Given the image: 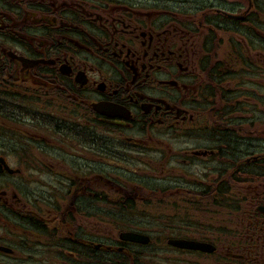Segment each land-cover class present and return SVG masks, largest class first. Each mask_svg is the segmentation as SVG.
<instances>
[{
    "label": "flooded vegetation",
    "instance_id": "obj_1",
    "mask_svg": "<svg viewBox=\"0 0 264 264\" xmlns=\"http://www.w3.org/2000/svg\"><path fill=\"white\" fill-rule=\"evenodd\" d=\"M245 85L249 94L239 92ZM93 102L118 104L129 116L98 114ZM177 110L185 115V178L192 161L212 160L214 166L207 181L185 179V194L241 202L234 212L241 210L245 224H239L242 234L236 231L219 241L213 236L214 251L194 252L198 256L187 264H264V213L259 210L264 208V0H0V123L23 115V137L41 144L38 161L23 160V169L51 165L55 152L44 145L66 148L63 135L107 151V142L112 150L124 139L137 147L135 141H143L138 118L142 128L161 125L175 121ZM121 113L127 111L121 108ZM209 118L213 129L202 146L199 122ZM102 124L115 137L107 141ZM143 130L147 135L152 128ZM2 149L3 154L11 151ZM202 151L212 152L202 156ZM66 184L71 205L81 192L90 196L91 184L82 179ZM13 192L0 185V227L9 230L7 209L21 205V237L0 246L19 248V257L0 252L3 264H21L18 258L28 245H41L47 264H139L133 245L97 233L58 241L56 224L43 219V206ZM23 207L36 217L30 218L36 240L29 242H23ZM5 210L9 213L3 218ZM58 245L70 246L63 255Z\"/></svg>",
    "mask_w": 264,
    "mask_h": 264
},
{
    "label": "rangeland",
    "instance_id": "obj_2",
    "mask_svg": "<svg viewBox=\"0 0 264 264\" xmlns=\"http://www.w3.org/2000/svg\"><path fill=\"white\" fill-rule=\"evenodd\" d=\"M198 41V40H197ZM196 47H198V43L196 42ZM222 50L226 49V43L221 46ZM250 55L249 53H246ZM247 88H250V86H241L239 88V92L249 94L247 91ZM225 103H228L229 101L227 99H224ZM214 103L210 102L209 106H213ZM197 108V106H196ZM195 108V109H196ZM213 111V110H211ZM197 114L201 115V117H204L208 113H205V110H199L196 112ZM17 124H20L19 122H16ZM260 124L264 125L260 122ZM23 125V124H22ZM212 126V123L210 124ZM209 126V127H210ZM210 129V128H209ZM1 133V132H0ZM5 134L4 136H0V143L2 150H5L8 148V143H15L18 145L17 142H23V139L15 138L18 137L19 134H13V133H1ZM210 133L206 132L204 133V136L201 138V145L206 146V141L209 138ZM155 143H158V141L155 140ZM161 146L164 147L163 143ZM0 148V149H1ZM87 155H83L85 159H91L92 156H90L87 152H85ZM153 153V152H152ZM167 153L169 154L168 150ZM3 154L0 152V155ZM158 154H151V157L148 155V159H152L149 164L152 166L153 170L148 171L144 167V165H141V168L139 172H136L134 174V178H137L140 181V187L139 191L141 193H148L149 188L153 191H150L148 194L149 198H153L152 201L146 200L145 202H138L136 207L134 209H129L127 212L123 211V214L118 215V217L115 216L116 221L120 224H127L128 226L134 225L135 229L141 230L142 232H145L146 234H149L152 237L153 243L150 244L147 247L140 248V257L143 259V262L148 264H187V261L189 258L193 257L194 255H191L189 253L185 254L184 251H177L175 249L170 248L169 246L165 245L164 241L168 237L173 236L174 234H179L180 232H183L187 235H196V237H199L201 232L206 235L207 237H211L212 235L215 236V233H219L222 239H226L227 236L230 235V233H233L234 231H239V234L243 233V231L240 228L241 226H245V224H242V221L244 219L242 212H239L241 210H238L237 212H230L227 217H219V215L214 214V220L212 218L208 217L209 213L208 211H202L196 207L195 205H185V203H180L179 200L175 201L173 204H167L165 201L163 202L160 198V191L155 190L156 185L160 184L158 183V178H165L167 173L174 174L173 172H168L164 170L165 165H174V159L179 158L176 161V164L174 167H177L179 165H183L182 161L180 160L182 156H184V151H181L180 153H176L175 156H172V160L170 162L165 163L163 160L167 154L159 153ZM21 157V159L18 162L23 163V154L17 155L14 154L13 157L18 158ZM165 156V157H164ZM146 159L145 161H147ZM19 164V163H18ZM134 171L135 165H129ZM26 170V169H25ZM212 165L210 164V160H205L203 162H200V160L192 161V164L187 168V181L188 182H197V178L203 179L202 181H207L212 177ZM179 175H175L176 177H179ZM44 176L42 174H38L37 178L34 180V182H37L40 187H45L43 183L40 182V180H44ZM120 176V174H119ZM149 176H152V178H149ZM4 177V175H2ZM23 177V173L21 175ZM21 177H15L16 181H21L24 186L27 187V182L22 180ZM124 178L127 176L123 175ZM148 178L151 181V184L148 183ZM50 179L52 177L50 176ZM182 182H185L184 179H180ZM132 183H134V180L131 179ZM154 181V182H153ZM157 181V182H156ZM5 186H12V183L10 181L3 182ZM16 186V185H15ZM37 188V187H35ZM15 192L20 196L23 197V188L16 186V188L13 187ZM146 197V198H148ZM148 198V199H149ZM184 206V208H183ZM212 209L214 207L212 206ZM49 211L48 207L45 208L44 214ZM87 224V223H86ZM201 226V227H199ZM204 227V228H202ZM230 231H228L227 230ZM25 232L30 233L31 230L28 227L24 228ZM210 230V234L208 231ZM216 231V232H215ZM199 232V233H198ZM221 232H223L221 234ZM238 233V232H237ZM19 235V234H15ZM202 235V234H201ZM30 237V235H29ZM3 240L6 243L10 242H18L19 237L12 236L7 234V237H4ZM218 240V239H217ZM2 242L0 241V244ZM41 245H37L34 249H23V259H19L18 261L21 264H47L48 262L44 261L41 258ZM198 255H195V258ZM13 260H15L13 258ZM23 260V262H22ZM4 260L0 257V264H3ZM7 263V262H5ZM9 264H13L12 261ZM50 264V263H49Z\"/></svg>",
    "mask_w": 264,
    "mask_h": 264
},
{
    "label": "water",
    "instance_id": "obj_3",
    "mask_svg": "<svg viewBox=\"0 0 264 264\" xmlns=\"http://www.w3.org/2000/svg\"><path fill=\"white\" fill-rule=\"evenodd\" d=\"M121 237L125 240H131V241H136V242H141V243H147L149 240L146 236L130 235L128 233L122 234ZM168 243L178 248L200 249L203 251L212 250V247L210 246V244L189 241V240H184V239L168 240Z\"/></svg>",
    "mask_w": 264,
    "mask_h": 264
},
{
    "label": "trees",
    "instance_id": "obj_4",
    "mask_svg": "<svg viewBox=\"0 0 264 264\" xmlns=\"http://www.w3.org/2000/svg\"><path fill=\"white\" fill-rule=\"evenodd\" d=\"M210 121H211V123H212V120L209 118L208 121H207V124H208V125H210ZM205 128H206V127H205ZM165 189H166V188L161 187V189H160V194L165 193V192H166ZM168 189H169V188H168ZM190 195H191V193L185 194V200H186V201H189V198H188V197H189ZM136 196H137V198L139 199V201H141V202H145L146 200L152 201V199H153V198H149V197L146 196L145 194H143L142 196H141V194H140V195L137 194ZM178 196H179V195H178ZM146 197H148L149 199L146 198ZM178 198H179V197H178ZM126 202H127V201H126ZM126 202H125V203H126ZM189 202H191V201H189ZM187 203H188V202H187ZM221 204H222V205H224V204H231V205H233V204H234V201H233V203H232V202H224V201H221V202H220V205H221ZM231 205H230V206H231ZM125 206H127V205H125Z\"/></svg>",
    "mask_w": 264,
    "mask_h": 264
}]
</instances>
